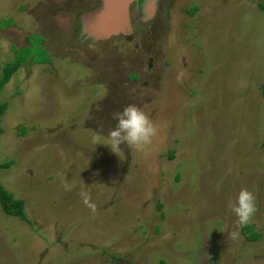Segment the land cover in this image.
Here are the masks:
<instances>
[{
  "label": "rangeland",
  "instance_id": "374dc122",
  "mask_svg": "<svg viewBox=\"0 0 264 264\" xmlns=\"http://www.w3.org/2000/svg\"><path fill=\"white\" fill-rule=\"evenodd\" d=\"M95 3L0 0V75L50 58L0 88V184L30 222L0 209V264H264V0H132L113 64L78 40ZM127 104L156 134L115 154L93 137Z\"/></svg>",
  "mask_w": 264,
  "mask_h": 264
},
{
  "label": "clouds",
  "instance_id": "9594fccd",
  "mask_svg": "<svg viewBox=\"0 0 264 264\" xmlns=\"http://www.w3.org/2000/svg\"><path fill=\"white\" fill-rule=\"evenodd\" d=\"M115 125L109 129L104 143L99 142L98 136L93 137V142L107 146L113 153H117L121 144L141 149L148 144L156 134V127L144 111L135 104H127L119 111L112 114ZM254 197L252 193L244 187L238 191L235 202L228 204V209L235 215L236 224L244 225L248 223L254 210ZM87 203V197H85ZM230 235L235 238L236 232Z\"/></svg>",
  "mask_w": 264,
  "mask_h": 264
},
{
  "label": "trees",
  "instance_id": "16d2710c",
  "mask_svg": "<svg viewBox=\"0 0 264 264\" xmlns=\"http://www.w3.org/2000/svg\"><path fill=\"white\" fill-rule=\"evenodd\" d=\"M259 7L263 10L264 4L259 3ZM193 10L194 8H191V9H188L187 12L192 14ZM12 22H13L12 19H2L0 20V27L6 24H11ZM32 45L33 44L29 46H32ZM28 48L29 47L25 48V50H27ZM37 50L40 51L41 56L40 58L35 59V57L29 56L30 52L28 54H25V53L19 54V53H16L17 52V49H16L15 51L16 58L5 62L1 66L0 88L9 80L12 73L15 72L17 68L23 63L35 62V61L39 63L40 62L46 63L50 59L49 55L47 54V50L42 44H38ZM261 94L264 97V83L261 85ZM4 107H5V103L4 102L0 103V116L4 110ZM0 132H1V127H0ZM20 133H24V127H21ZM261 146L264 148V138L261 140ZM7 165L8 163L4 164V166H7ZM0 209L6 215L14 216L26 223H30L28 218L26 217L25 212L23 211V200L20 198H15L13 194L10 191H7L1 184H0ZM240 228L246 240L256 241L258 239L259 233L252 228L251 224L246 223L244 225H241Z\"/></svg>",
  "mask_w": 264,
  "mask_h": 264
},
{
  "label": "water",
  "instance_id": "95a60500",
  "mask_svg": "<svg viewBox=\"0 0 264 264\" xmlns=\"http://www.w3.org/2000/svg\"><path fill=\"white\" fill-rule=\"evenodd\" d=\"M132 0H101L87 18V32L96 38H108L113 35H127L131 32L128 5Z\"/></svg>",
  "mask_w": 264,
  "mask_h": 264
},
{
  "label": "flooded vegetation",
  "instance_id": "af4514ba",
  "mask_svg": "<svg viewBox=\"0 0 264 264\" xmlns=\"http://www.w3.org/2000/svg\"><path fill=\"white\" fill-rule=\"evenodd\" d=\"M88 1H90V0H88ZM100 1L101 0H96V3H95L93 8L99 7ZM77 28H78V32H77L78 34L77 35H78L79 42L81 41L80 43H86V45L88 47L96 48L97 50L101 51V54H100V56H102L101 59H105L110 64L114 63V61H115L114 59H119L120 56L117 57V51H118V48L120 49L122 47H119L118 43L110 42L111 39L118 37V36L113 35V36H110L108 38H96L89 33L87 34V33L83 32V30L79 26ZM132 33L133 32L131 31L129 34H127L125 36L121 35L119 37H124V39L129 40V39H131ZM87 35H89L90 37H88ZM41 41L42 40L39 41L40 44H42ZM120 46H123V45H120ZM111 51H116V52H111Z\"/></svg>",
  "mask_w": 264,
  "mask_h": 264
}]
</instances>
